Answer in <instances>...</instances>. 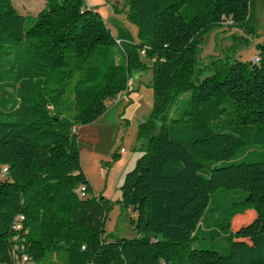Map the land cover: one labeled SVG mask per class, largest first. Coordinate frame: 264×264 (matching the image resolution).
Listing matches in <instances>:
<instances>
[{
	"label": "trees",
	"instance_id": "16d2710c",
	"mask_svg": "<svg viewBox=\"0 0 264 264\" xmlns=\"http://www.w3.org/2000/svg\"><path fill=\"white\" fill-rule=\"evenodd\" d=\"M43 1L26 28L12 1L0 0V49L29 41L19 103L0 106V264H12L13 247L27 264L47 253L64 254L66 264H264V161L230 162L240 149L264 146V47L256 63L212 61L209 75L195 76L203 35L222 25L252 29L253 0H125L138 40L125 29L113 36L84 0ZM148 71L152 106L137 135L144 149L117 201L136 214L137 237L109 240L111 206L83 172L78 127L127 93L132 72ZM68 84L69 118L53 104ZM187 92L189 109L171 118ZM222 191L244 194L223 211L217 231L202 230ZM245 212L251 219L232 230ZM200 232H223L226 254L192 248Z\"/></svg>",
	"mask_w": 264,
	"mask_h": 264
},
{
	"label": "rangeland",
	"instance_id": "374dc122",
	"mask_svg": "<svg viewBox=\"0 0 264 264\" xmlns=\"http://www.w3.org/2000/svg\"><path fill=\"white\" fill-rule=\"evenodd\" d=\"M19 14L26 18L25 27H29L33 18L45 7L43 0H11ZM88 8L96 10L102 16L105 24L113 36L117 37L120 29L128 31L133 40L137 39V26L126 17L125 0H84ZM250 25L252 29H239L234 26L222 25L214 27L203 35L199 43V55L195 76L202 80L209 75L215 66L212 61L220 60V64L235 60L252 63L254 56H258L261 47H264V0H253L250 11ZM29 41L25 40L17 45L0 49V106L10 108L17 105L18 87L22 77V67L26 60V48ZM116 58L121 54L115 50ZM138 76H141L138 78ZM77 77V76H76ZM75 77V79H76ZM138 78V79H137ZM75 81V80H74ZM196 82V80H195ZM198 82V81H197ZM131 97L133 102L126 103L128 108L119 110V106L127 100L128 94L123 93L120 99L107 103L108 110L102 120L78 127V143L80 147L81 167L95 194L103 196L110 204V209L104 225L105 236L109 240L119 238L132 239L137 237L131 220L136 219L132 210L124 209L117 201L120 199V186L124 175L130 171L127 165L120 161H132L137 154L140 156L144 149L143 140H137L138 126L149 118L152 106L151 71L140 73L132 72L130 79ZM72 84L66 87V93L54 101L56 110L69 118L74 113L72 107ZM192 93L187 92L180 96L170 111V117L176 119L190 107ZM119 111V112H118ZM125 149V154L121 152ZM113 155L117 159L113 161ZM138 156V157H139ZM240 160L256 162L264 161V146L246 147L238 150L230 162ZM227 162L217 165H224ZM206 164V167H209ZM243 191L218 192L214 201L209 205L210 211L205 213L201 229L215 227L217 221L224 217L225 211L231 202L241 198ZM253 212L254 211H247ZM252 215L244 213L236 215L231 221V229L250 220ZM216 231L217 229L214 228ZM225 234L209 235L198 233V239L192 242V248L207 249L226 254L228 243ZM31 264H66L64 254L56 257L47 253L39 262Z\"/></svg>",
	"mask_w": 264,
	"mask_h": 264
},
{
	"label": "built area",
	"instance_id": "2783aa9c",
	"mask_svg": "<svg viewBox=\"0 0 264 264\" xmlns=\"http://www.w3.org/2000/svg\"><path fill=\"white\" fill-rule=\"evenodd\" d=\"M143 54H144V51H141V55H143ZM255 58H258V56H254V58L252 60L253 63H255ZM123 151L124 150L122 149L121 152H123ZM2 173H3V168H2ZM75 192L80 198H85L87 196L86 193H85V187L84 186H79L76 189ZM15 228L18 229L19 226L16 225ZM11 258H12V264H26V260L30 259L27 254H25V255H17V254H15L14 247H13V249L11 251Z\"/></svg>",
	"mask_w": 264,
	"mask_h": 264
},
{
	"label": "crops",
	"instance_id": "0c3cea01",
	"mask_svg": "<svg viewBox=\"0 0 264 264\" xmlns=\"http://www.w3.org/2000/svg\"><path fill=\"white\" fill-rule=\"evenodd\" d=\"M141 76H138V78H140ZM137 78V79H138ZM130 83V82H129ZM127 93H130V94H128V99L127 100H124L123 102H122V104L119 106V110L121 109V110H123V113H124V111L128 108V106H125V104L126 103H130V102H133V100L131 99V97H132V95L134 94V93H131V86H130V84H129V87H128V90H127ZM119 112V111H118ZM105 114H106V112H105ZM104 114V115H105ZM101 116L98 120H102L105 116ZM97 121V120H96ZM95 121V122H96ZM78 137H79V135H78ZM122 150V149H121ZM124 151H123V154H125L126 152H125V149H123ZM138 154H137V156L135 157V159H133L132 161H126V159L124 158V157H121V160L120 161H122V162H124L126 165H127V168H131L132 166H134V163H135V161H136V159L138 158ZM93 193H94V195L95 196H98V195H96L95 194V191H94V189H93Z\"/></svg>",
	"mask_w": 264,
	"mask_h": 264
},
{
	"label": "bare ground",
	"instance_id": "6f19581e",
	"mask_svg": "<svg viewBox=\"0 0 264 264\" xmlns=\"http://www.w3.org/2000/svg\"><path fill=\"white\" fill-rule=\"evenodd\" d=\"M257 62V58L255 59V63ZM125 93V92H124ZM122 95H123V93H121V94H119L118 95V97L116 98V99H119V98H121L122 97ZM28 263V260H26V264Z\"/></svg>",
	"mask_w": 264,
	"mask_h": 264
}]
</instances>
